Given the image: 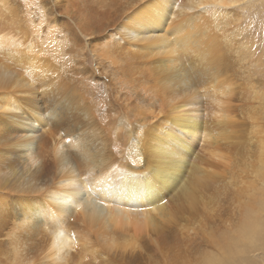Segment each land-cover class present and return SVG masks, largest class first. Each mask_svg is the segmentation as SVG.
Returning <instances> with one entry per match:
<instances>
[{"label": "bare ground", "instance_id": "1", "mask_svg": "<svg viewBox=\"0 0 264 264\" xmlns=\"http://www.w3.org/2000/svg\"><path fill=\"white\" fill-rule=\"evenodd\" d=\"M127 2L125 14L115 20L114 34L122 38L120 47H138L145 60L126 72L101 52L95 69L101 74L107 68L118 71L117 81L134 90V97L130 91L111 94L112 85L106 87L108 96L99 87L95 95L91 84L90 97H82L75 83L46 80L56 66L46 50H39L43 55L0 50L8 56L0 63V264H88L81 257L96 251L118 264H146L144 258L161 255L162 249L177 255L188 248L190 264H227L232 253L243 256V244L259 246L262 203L231 215L229 195L220 202L215 194L209 196L217 176L212 165L225 166L227 157L218 148L201 155L211 145L208 141H228L236 131L230 129L236 118L226 109L216 117L223 125L219 132H209L200 117L188 115L193 110L182 112L192 103L179 92L184 74L157 67L162 50H175L181 40L193 48L198 45L194 35L201 38L203 49L219 44V30L228 26L220 18H231L235 12L230 7H250L251 1L187 0L190 13L202 9L195 15L179 8L177 0ZM178 14L187 16L183 28H173ZM168 29L176 30L170 45ZM106 38L108 34L102 37L108 47ZM82 64L80 72L87 78L90 71ZM137 70L153 71L166 92L147 100L156 85L135 77ZM39 90L54 94L44 100L46 108L39 106ZM197 146L201 149L195 151ZM214 214L227 224L215 241L221 257L196 241L200 236L205 242L215 240L208 226Z\"/></svg>", "mask_w": 264, "mask_h": 264}, {"label": "rangeland", "instance_id": "2", "mask_svg": "<svg viewBox=\"0 0 264 264\" xmlns=\"http://www.w3.org/2000/svg\"><path fill=\"white\" fill-rule=\"evenodd\" d=\"M250 1V7L248 5L242 6L241 9L230 7L228 10L231 14L235 12L231 18H228L229 16L220 18L219 23L224 21L227 22L224 25L228 26L221 25L223 28H220L218 34L222 35L217 36L219 44L215 43L214 46L213 43H210L209 48L203 49L204 43L201 38L194 35L198 45L193 44L195 46L194 48L191 46L193 49H190V45L188 46L181 40V43H176L178 46L174 45L175 50H162L164 55L160 56L157 63V67H163L165 73L176 69L184 74L186 79L180 84L179 92L187 96V99L192 103L186 106L182 112L193 110L188 115L195 119L200 117L198 120L204 122V126L205 124L208 126L209 132L223 126L217 123L216 117L226 109L230 110L236 118L235 125L230 127L232 131H236L230 130L232 135L229 133L228 141L219 142L217 139L213 142L210 140L208 143L212 142L211 145H206L205 152H201V155L205 157L207 152L218 148L217 150H222L221 153L227 157L225 166L212 165V170L217 176L214 178V185L209 190V196L212 198L215 194L217 197L215 199L220 202L229 195L230 198L226 199V202L229 203L227 208L230 209L231 215L238 208L242 210L248 209L247 207L257 208L260 203L264 209V160H262L264 158V0ZM186 2L187 0H177L179 8L181 6L189 15V5ZM127 4V0H0V35L3 36L0 50H33L36 55H43L39 50H46L49 53L45 54L56 65L54 69H50L53 73L49 74L46 80L75 83V88L82 93V97L88 98L89 84L94 88L95 95H98L97 87H99L102 95L108 96V93L105 92L106 87L112 85L113 89L109 87L111 94L113 91H130L131 96L134 97L135 91L124 86L123 83H121L122 88L119 89L121 85L117 81L118 71L114 74V71L107 68L101 74L95 69V61L101 52L109 59L112 56L113 63L119 64L126 72L145 60L140 58L137 53L138 47L131 49L128 44L126 47L123 45V48L120 47L122 38L119 34L117 36L114 34L115 20L125 14ZM201 10L195 9L190 14L195 15L197 11L202 12ZM186 17L176 15V26L173 28H183L186 24ZM175 32V29L165 31L169 45L173 42ZM103 34H108L110 37V39L106 38L109 39L108 41L105 40V43L110 44L108 47L103 42ZM152 34H158V32L154 30ZM206 38L208 39V36ZM224 42L225 44H223ZM143 45L145 44L143 43ZM197 46L199 47L197 48ZM212 46L213 48H211ZM35 50L38 51L35 52ZM1 52L0 57L3 58L0 59V63H4L8 56L3 54L4 51ZM128 53L131 56L119 60L118 56H127ZM170 57H175L176 60L172 63L167 62L166 60ZM142 63L141 65L144 67ZM149 63L151 64V62ZM81 64L90 71V76L87 78L83 77L80 72ZM133 72L136 73H132L135 77L148 79L145 84L151 86V82H153L156 85L155 91L151 86L153 93L147 100L152 96L154 98V96L166 92L160 88L159 80L153 71H149L147 74H141L138 70ZM195 82H197L196 86ZM47 87L49 88V86ZM138 87L142 88L143 86L138 85ZM223 90L226 95L223 94ZM40 91H38L37 98L40 101L39 106L45 107L44 100L52 98L54 94L50 92L48 95H43ZM142 92L145 96L146 90ZM167 92L170 95H175L172 91ZM213 97L219 98L223 103L219 104L218 101L212 99ZM199 145H201V141ZM199 147L197 146L195 151L199 150ZM263 217L264 215L259 221V246L255 248V243L253 245L243 244L246 247L243 256L241 254L237 257L232 253L230 255L232 261H227V264H264ZM212 220L215 223L212 221V224L208 225L209 233H215L213 234L216 236L215 240L205 242L206 237L203 239V236H200L196 241L202 242L199 244L205 245L203 248H207L213 254L218 253L221 257L215 241L217 236L224 232L222 228H226L227 224H224L223 218H217L215 214L212 216ZM222 240L224 239L221 238ZM186 250L189 251V248ZM168 252L170 251L162 249L161 255H149L150 257L144 258L143 262L146 264H190V255L187 256L185 253L176 255V252ZM99 253L98 255L97 251L92 255H90L91 252L87 253L81 257V261L84 259L82 262L88 264H118L110 261V258L107 260L106 255L102 256L100 251ZM104 257L106 259H103Z\"/></svg>", "mask_w": 264, "mask_h": 264}, {"label": "clouds", "instance_id": "3", "mask_svg": "<svg viewBox=\"0 0 264 264\" xmlns=\"http://www.w3.org/2000/svg\"><path fill=\"white\" fill-rule=\"evenodd\" d=\"M89 189V188H88Z\"/></svg>", "mask_w": 264, "mask_h": 264}]
</instances>
